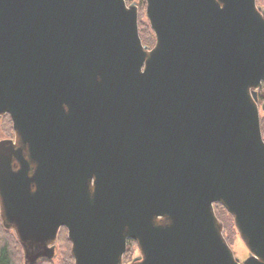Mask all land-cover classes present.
Instances as JSON below:
<instances>
[{
    "label": "water",
    "instance_id": "water-1",
    "mask_svg": "<svg viewBox=\"0 0 264 264\" xmlns=\"http://www.w3.org/2000/svg\"><path fill=\"white\" fill-rule=\"evenodd\" d=\"M0 0V221L23 264H264V8ZM260 108V109H259ZM233 219L239 262L215 215Z\"/></svg>",
    "mask_w": 264,
    "mask_h": 264
},
{
    "label": "trees",
    "instance_id": "trees-1",
    "mask_svg": "<svg viewBox=\"0 0 264 264\" xmlns=\"http://www.w3.org/2000/svg\"><path fill=\"white\" fill-rule=\"evenodd\" d=\"M134 1H137L139 11L143 10V7L145 8V0H125L126 4H128V5ZM138 32H139V37H140V40H141L143 46H146L149 49L152 48L154 46V43H155V38H154V35L152 34L150 28H149V25L141 23L140 21H138ZM263 98H264V88L262 87L258 91V101L261 102L263 100ZM2 120L4 121L6 128H7V131L11 136V134H12V123H11L9 116L3 117ZM260 128H261L262 137H264V123L263 122H262V124H260ZM214 211H215V215L219 221L224 220L223 215H225L226 212L220 205H218V204L214 205ZM1 228H2L4 235H6L8 233H12V232H9L8 230L4 229L2 225H1ZM66 233L67 232L64 228H62L59 231V234L57 237V244L59 247H64L66 249V254H67L66 260H68L70 264H73V260H72L71 254H70V243L67 240V234ZM8 239H4V240L0 241V264H16V258L18 256L21 258V256H22V248L18 244L17 240H15V238H12V239L8 238ZM134 246H135V243L133 241H129L128 249H127L125 255L123 256V262H128L131 259V253H132L131 248H134ZM52 263H53V260L42 261V262H39L38 264H52Z\"/></svg>",
    "mask_w": 264,
    "mask_h": 264
},
{
    "label": "rangeland",
    "instance_id": "rangeland-1",
    "mask_svg": "<svg viewBox=\"0 0 264 264\" xmlns=\"http://www.w3.org/2000/svg\"><path fill=\"white\" fill-rule=\"evenodd\" d=\"M130 4H135L138 8V21L144 24H148L147 19L145 17V8L143 7V10L139 11L138 3L137 1H134ZM129 4V5H130ZM128 5V4H127ZM256 5L260 8H264V0H256ZM258 97V95H257ZM264 99V98H263ZM263 101V100H262ZM261 102H259V107L261 105ZM260 109V108H259ZM260 116V124L262 122L264 123V113L260 110L259 111ZM12 135V134H11ZM11 136L7 131L6 125L2 118H0V141L4 139H10ZM264 140V137H263ZM227 214V213H226ZM224 216V220H220L219 222L222 224L223 227V237L225 238L227 244L229 245L231 251L233 252L235 258L239 260V262H243L248 257V251L243 244L242 240L240 239L238 232L234 226L233 219L227 214ZM1 221H0V241L4 239H12L15 238L14 233H8L6 235L3 234L2 228H1ZM67 234V233H66ZM9 240V239H8ZM16 240V238H15ZM7 241V240H6ZM71 247V246H70ZM131 259L128 262H123V264H130L134 259H136L139 255L137 248L134 246V248H131ZM66 249L64 247H59L57 242L55 246V254L53 258L52 264H70L68 260H66ZM16 264H23V251L21 258L18 256L16 258Z\"/></svg>",
    "mask_w": 264,
    "mask_h": 264
},
{
    "label": "flooded vegetation",
    "instance_id": "flooded-vegetation-1",
    "mask_svg": "<svg viewBox=\"0 0 264 264\" xmlns=\"http://www.w3.org/2000/svg\"><path fill=\"white\" fill-rule=\"evenodd\" d=\"M12 137H13V134L11 135V138L10 139H12ZM128 245H129V241H127V243H126V251H127V249H128ZM135 247H136V245H135ZM137 248V247H136ZM126 251H125V253H126ZM125 255V254H124Z\"/></svg>",
    "mask_w": 264,
    "mask_h": 264
}]
</instances>
